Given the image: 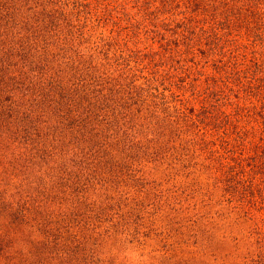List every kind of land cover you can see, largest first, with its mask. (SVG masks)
<instances>
[{
	"label": "rangeland",
	"instance_id": "374dc122",
	"mask_svg": "<svg viewBox=\"0 0 264 264\" xmlns=\"http://www.w3.org/2000/svg\"><path fill=\"white\" fill-rule=\"evenodd\" d=\"M23 1L11 0L14 15ZM43 1L33 4L42 14L62 12V20L78 24L73 37L88 33L74 39L66 25L57 33L43 29L36 50L28 49L21 23L18 32L0 34V74L7 73L0 79V264H264V211L247 212L242 190L225 185L232 152L225 159L201 150L190 127L178 129L175 141L157 125L150 140L127 133L118 118L116 84L97 52L112 48V59L135 66L149 59L134 58L144 45L120 51L123 37L110 31L115 22L101 26L80 0ZM263 10L256 11L262 19ZM99 13L114 19L105 8ZM112 14L126 18L115 7ZM255 26L260 38L241 44L262 54L264 20ZM205 69L215 73L212 65ZM93 74L98 80L90 81ZM239 155L242 169L253 171L248 154Z\"/></svg>",
	"mask_w": 264,
	"mask_h": 264
},
{
	"label": "trees",
	"instance_id": "16d2710c",
	"mask_svg": "<svg viewBox=\"0 0 264 264\" xmlns=\"http://www.w3.org/2000/svg\"><path fill=\"white\" fill-rule=\"evenodd\" d=\"M9 1L2 0L1 3L0 34H7L9 30L18 32L14 26L21 23L27 30L24 33L28 37L23 35L28 38L29 50L42 46L46 31L57 33L64 25L65 32L72 34L74 39L78 36L83 39L88 31H80L73 37V29L76 31L78 24L68 18L62 20V12L55 14L53 11L52 16L48 11H42L45 13L42 14L33 4H43V0L19 2V15H14L17 5ZM252 5L259 13L260 7L264 9V0H80L79 3L87 13L97 12L95 19L101 26L102 23L109 26L115 22L110 31L121 33L120 51L136 44H142L146 49L145 53H138L134 58L149 59L143 61L144 64L134 61L135 66L112 59L108 51L112 48L104 49L105 56L98 57L100 52L96 55V61L102 62L99 67L106 79L116 84L120 106L116 113L129 129L127 133L141 134L144 138L149 136L151 140L154 136H150L149 131H155L160 125L165 136L172 135L176 141V131L190 127L193 130L190 133L196 139L194 145L200 146L201 150L225 159L232 152L231 161L225 163L226 188L242 190L238 197L244 201L246 210L257 208L264 211V51L260 54L253 49L254 45L251 49L241 44L249 40L256 43L254 41L260 38L261 32L255 25L264 19L262 14L258 16L252 11ZM125 6L131 8L130 13ZM114 7L119 14H126L125 20L121 15L112 14ZM100 8L111 12L114 19L102 16ZM177 15L179 19L171 25ZM241 15L244 20L239 19ZM95 19L92 21L96 22ZM180 27L182 30L177 31V36L172 28ZM43 29L46 31L40 32ZM227 36L231 37L229 42ZM12 37L21 38L19 35ZM1 42L0 50L4 48ZM200 42L205 47L200 48ZM226 44L230 49L224 52ZM209 65L213 67V75L205 69ZM4 74L6 71L0 74L1 81ZM93 76L90 81L98 80L97 74ZM200 78L202 80L198 82ZM210 81L212 86L218 83L217 90L209 85ZM240 151L248 154L250 169L255 171L242 169ZM88 154L91 164L93 160L96 162V155L93 152ZM260 184L263 185L260 187ZM255 190L260 191L259 202L253 200ZM232 192L229 198L234 200L237 196Z\"/></svg>",
	"mask_w": 264,
	"mask_h": 264
}]
</instances>
